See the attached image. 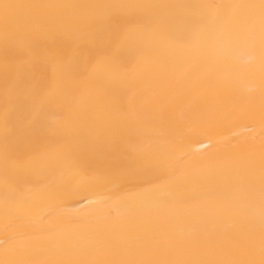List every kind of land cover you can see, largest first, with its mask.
<instances>
[{"label": "bare ground", "instance_id": "1", "mask_svg": "<svg viewBox=\"0 0 264 264\" xmlns=\"http://www.w3.org/2000/svg\"><path fill=\"white\" fill-rule=\"evenodd\" d=\"M0 264H264V0H0Z\"/></svg>", "mask_w": 264, "mask_h": 264}]
</instances>
